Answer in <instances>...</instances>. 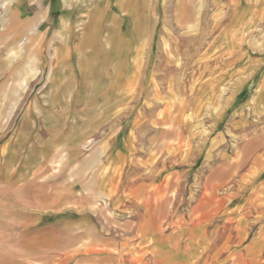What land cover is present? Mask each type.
<instances>
[{"label": "rangeland", "instance_id": "obj_1", "mask_svg": "<svg viewBox=\"0 0 264 264\" xmlns=\"http://www.w3.org/2000/svg\"><path fill=\"white\" fill-rule=\"evenodd\" d=\"M79 1L54 52L60 0H0V156L29 108L72 125L94 65L127 79L88 157L0 183V264H264V0Z\"/></svg>", "mask_w": 264, "mask_h": 264}, {"label": "crops", "instance_id": "obj_2", "mask_svg": "<svg viewBox=\"0 0 264 264\" xmlns=\"http://www.w3.org/2000/svg\"><path fill=\"white\" fill-rule=\"evenodd\" d=\"M93 69L92 81L97 84V90H78L77 88L76 97L85 102H82L80 109L72 117L71 127L67 126L66 122L62 123L58 118H54L52 113L49 114L52 120L49 117L44 119L42 115L46 111L29 108L32 112L30 123L22 124L10 152L0 156V183L12 182L15 187L22 188L34 174L41 171L47 159L52 156V151L63 145L73 160L78 156L88 157L87 153L80 154L83 152V145L94 136L95 132L111 127L113 118L116 119L127 104L123 101L119 102L118 107L112 106L111 101L121 97L117 92H109L103 88L107 81L106 76L110 77V67L102 70L94 65ZM120 72L119 82L126 84L127 79L122 70ZM90 76L84 77L87 87ZM121 120L119 116V122ZM53 125H55L54 130ZM70 136L72 139L68 140ZM130 136L128 133L125 139L121 138L117 141L116 148L122 156H129L130 151H132ZM111 160L112 158H106L105 162ZM3 171L7 174L6 181L3 179ZM27 238L26 242L33 238L45 241V238H41L39 235H31ZM39 252L44 253V247H41Z\"/></svg>", "mask_w": 264, "mask_h": 264}, {"label": "bare ground", "instance_id": "obj_3", "mask_svg": "<svg viewBox=\"0 0 264 264\" xmlns=\"http://www.w3.org/2000/svg\"><path fill=\"white\" fill-rule=\"evenodd\" d=\"M82 2H84V0H82ZM116 2H117L118 7H119V13L124 14L126 12H130L131 11L130 5H132L133 0H116ZM60 3H61V13H60L59 19H58V30H57V34H56L57 38L60 40V43L56 44L54 46V52L59 51V49L61 47H64L67 50V44H65V37L67 36V33H69L70 25L67 22L65 13L68 11L69 8H74V7L79 6L81 4V1H79V0H60ZM109 17H112V13H108V18ZM109 20L110 19H108L107 21L110 23ZM78 28L79 27H77L74 24H72L73 32H74L75 29L78 30ZM79 29H82V28H79ZM77 57H79V55H77ZM112 69L113 70L111 71V74H110V77H109L112 85L110 86V88H108V87L105 88V90H107L109 92L112 89H114V88L116 89V88L119 87V85H121V83L119 82L120 81V74H121L120 71L121 70L123 71V67L121 65V62L114 61L112 63ZM111 75H113V76H111Z\"/></svg>", "mask_w": 264, "mask_h": 264}]
</instances>
